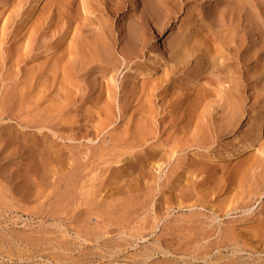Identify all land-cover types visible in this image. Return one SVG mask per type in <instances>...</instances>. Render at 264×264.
<instances>
[{
    "label": "bare ground",
    "instance_id": "6f19581e",
    "mask_svg": "<svg viewBox=\"0 0 264 264\" xmlns=\"http://www.w3.org/2000/svg\"><path fill=\"white\" fill-rule=\"evenodd\" d=\"M260 2H264V0H216L212 8L209 7V4L206 6V2H203V0H140L138 3L132 0H34L31 5L29 0H0V24L2 22V25H0V45L4 47L1 51L4 52V55H1L4 62H1L2 64L0 67V87H4L2 88V92L5 93L6 91V95L2 93V95H0L2 96L0 99V106L1 108L2 106L6 108L7 103L11 105L12 99H17L15 102V111L13 112V114H15L14 119L18 120L20 118L19 123L23 124L24 127L35 126L38 130H45L44 133L40 132L39 137L38 135L35 136L30 134L27 135L28 138H25V134L12 125L0 126V146L2 150L3 144L5 143L6 145L10 142L15 144L21 142V146L26 147L27 150H25L26 155L24 157L28 160V166H24V170L28 167L25 171L28 170L30 176L24 171L23 174L24 176L28 175L29 178H32V182H30L31 180L28 182L27 177L23 178V176L21 179L18 176H14V178L11 179L12 182L19 178L15 184L12 186L9 184L1 186L5 190L2 192L0 191V212H7L11 208L23 210L21 204L23 205L33 200L37 201L40 198L44 199L42 196L45 195L43 194L45 185H50L49 180L58 173V166H60L56 163V157L59 156L60 149L56 146L57 142L52 136H56L61 140L66 138L67 140H79L80 142L81 140L92 142L93 140L99 139L97 143L101 146L100 153H104L105 151L111 152L118 147L124 149V144L127 146L133 145L134 139L142 134L144 135L147 131L151 120L149 112L151 107L147 106L146 103L151 102L150 98L153 96L147 93L149 90L146 92L144 91L143 86L145 80L143 79L139 80V87H137L135 83H121L123 90H125L123 84L125 86L128 85L125 95L128 99L132 97V102H135V105L130 107L133 110L128 113V115L130 114L129 119L119 123L113 129L109 128V126L116 121L117 117L111 112L112 104L110 100H112L113 97L111 96L112 90L108 83L110 82L111 84L114 81L113 76L117 73L121 65L124 68L128 67L131 63L132 56L136 57L137 54L142 52L147 35L145 28L141 26L142 22L146 25L151 23L156 30L163 31L169 23H175L179 20V25L176 27L179 31L175 32L174 39H171V41L167 43L170 55L167 60L162 63L160 61L158 62L165 75H171V73L173 74L175 72L184 73L185 69L188 68V58L190 56L195 59V62L197 61L196 67H199L198 70L195 68L192 73L194 74L196 71L195 73L198 72L200 74V71L203 69L202 73H204V75L206 74V79L203 82L200 81L202 82L201 84L196 85L199 80L196 76L194 77L190 71V77H194L193 80H191L192 83L189 82L187 88L179 89V93H174L175 90L171 93V96H175L179 100L181 106L179 110L172 107L170 108L168 112L171 117L176 116L180 119V124L185 122L191 126L192 122L195 121L199 123L201 121V117H204L202 114L206 112V107L210 104L213 107L219 102L218 112L222 114L219 120L223 121L225 125L234 124L243 114L249 115L250 111L257 108V106H260L258 113L264 118L262 113L264 111V96L258 92L257 87L259 83L256 80L260 79V82H262V79H264V77L259 78L260 75L258 74V67L260 66V60L258 59L264 58V51L260 48L262 47L261 44L257 49L256 41L259 37L256 33L254 34V32H257L254 28L255 23H253L251 19H248L246 13V8H252L253 11L256 12V15L261 17L257 9V5L260 4ZM26 4L27 6H31L28 11L25 10L27 8L25 6ZM138 4H141L142 8L137 14ZM217 4L222 6V9L218 13L216 12ZM23 6H25L24 10L27 13L25 12L26 14L24 13V15H21L22 13H20V10L23 9ZM132 6L134 8H132ZM227 10H229V13L227 12L229 16L228 20L225 19L227 13H224V11ZM183 11L185 12L184 17L177 19V15L181 14ZM243 12L244 18L242 16ZM22 16L24 17L20 19ZM215 16H217V19ZM17 17H20L18 19V24L16 22ZM164 19H166L165 22L163 21ZM212 20L217 22L216 25L212 24ZM244 21L250 23V32H248V29L245 30ZM154 28L148 29L152 31V33L149 34H153ZM257 50L260 52L259 57V52ZM250 51L251 53H248ZM217 60H222V62L219 63ZM256 61H258V66L254 65ZM21 63L25 66L28 65V68L24 67L21 69L19 67ZM154 63L156 64V62ZM15 66L17 69L13 72L12 69ZM153 69L154 67H150L151 71ZM261 69L263 68L261 67ZM145 71L148 75L150 74L147 70ZM139 75L143 76L145 74L139 72L135 77ZM108 76H110L109 79H107ZM252 77L256 79L250 81ZM148 81H151V79ZM223 84H227V87H223L222 90H220L219 86ZM7 85H9L8 87L10 90H5ZM262 86L264 87V80ZM262 94H264V92ZM131 104L133 105V103ZM11 107L12 109L14 108L13 104L10 108ZM167 109L169 108L167 107ZM124 111L127 110L124 109ZM5 113L8 112L5 110L1 111L0 115L3 116ZM251 118L252 116L250 119ZM199 124H201V122ZM256 131H254L252 137L250 136L246 148L252 146L253 140L257 139L262 132V138H258V146L254 148L252 153L250 152L247 154L250 158L251 156L256 157L255 162L257 163L259 149L264 148V122L257 127ZM101 133L102 137L98 138ZM126 135H129L131 138L129 137V139ZM82 146V150L76 153L77 156L72 151H68L64 156L69 162L71 161V167L69 166L70 169L72 168L74 171L77 170L75 171L77 173L84 169L82 160L86 156V150H88L87 148L89 147L85 144H82ZM151 147L153 148V146ZM116 153L118 152H115V154ZM146 156L148 159H151L153 154L148 150ZM2 158L4 159V157ZM100 158H102V156ZM250 158H247L241 163L242 168L250 167ZM148 159L147 161H149ZM137 160H140V158H137ZM255 162L253 161L252 164H256ZM139 166H142V164ZM126 168L128 169V167ZM4 170L6 169H3V171ZM6 171L4 173H6ZM212 171L214 172L213 168L201 166L198 169V174L204 175L207 182H209L213 173ZM222 171L223 169H221L220 175L223 174ZM118 172L117 170L112 171L114 175ZM58 176L59 174L54 177L55 182ZM125 176L124 171H121L119 177L123 179ZM70 178H72L71 175ZM112 178L113 176L111 175L106 177L101 184H103V186L118 185L119 180L110 183L109 180ZM60 179L62 180V178ZM60 179L58 180L60 181ZM67 179L70 180L69 178ZM171 184L175 185L174 181ZM114 191H116V195L118 196L116 197L119 198L117 193H120L121 190L117 189ZM114 191H111L110 194L109 192L105 194H109V197H107L111 198L112 202L113 195L115 194ZM173 191L175 190L173 189ZM45 192L47 191L45 190ZM179 192H183L181 188ZM94 194L95 193H91L92 196L89 194L92 199L94 198L93 196H95V198L98 196ZM60 197H63V195ZM85 197L84 200L86 199ZM94 199L92 202H94ZM107 199H105L106 202L108 201ZM59 200L62 199L59 198ZM83 201L80 202L79 205L83 204ZM56 202L59 203L60 201L57 200ZM85 202L87 204L86 200ZM90 202L88 206L91 204ZM101 202L102 201H98L97 203L101 206ZM129 202H131V200ZM113 203L109 202V204ZM16 204H19V206ZM37 204L39 205L40 202L38 203L37 201L35 206H37ZM25 206H27V204L24 205V207ZM69 206L70 205H68V208ZM199 206L204 207L203 205ZM57 207L58 206H55V209ZM96 207H98V205H96ZM103 207L107 206L103 205ZM120 207L121 206L118 208ZM122 207L120 208L121 210L123 209ZM32 208L28 212L32 211ZM24 209L28 210L27 207ZM53 209L54 207L48 204L47 206H43V208L41 207V209L39 207L40 211H36L39 212L40 215H43V217H51L54 213ZM99 209V207L94 208V206L93 208L85 207L84 209L73 208L72 211H68V216H64L68 217L66 219L70 223L80 225L81 223L84 224L88 219L87 216H90L88 214H92V212L97 213ZM59 210L58 213L62 211V209ZM103 210H105V208H103ZM112 212L111 214H113ZM58 213L55 212V215H58ZM115 213L116 212H114V214ZM33 214L34 212L32 214L30 213V215ZM99 214H97L98 218L101 217ZM101 214L104 213L101 212ZM105 214H107V212ZM105 214L103 215L104 217ZM108 215L111 216L110 214ZM118 216L120 215L116 217ZM102 220H104V218ZM124 221H126V219H124ZM112 223L116 224L114 219ZM33 228L34 227L29 228V231L21 230L22 232L15 230V228L8 231L5 230L3 234H1L2 231L0 232V264H32L29 263V261L32 260L30 257L23 258L19 253V250L25 247H28L25 249L29 250H31V248L35 249L36 247L41 251L51 250V257H53V260L57 263L61 260V254L68 249V246H71L70 242L65 238L68 233H62L60 236L51 238V236L47 237L50 230L48 231L41 226H39L37 230ZM53 231H55V229ZM81 231V228L75 230L77 238H79V233ZM185 231L186 228L184 233ZM231 233H234V229L231 230ZM51 235L53 234L51 233ZM95 235L93 236L94 238ZM228 235L229 233L224 232V237ZM236 235L238 234L236 233ZM83 241L85 242V239H83ZM157 247L159 248L160 245L157 244ZM14 253H17V255ZM36 253L37 252H35V254ZM81 253L86 254V252L83 251ZM82 257L83 256H81V258ZM70 258L72 257L70 256ZM27 259L29 261H27Z\"/></svg>",
    "mask_w": 264,
    "mask_h": 264
},
{
    "label": "rangeland",
    "instance_id": "374dc122",
    "mask_svg": "<svg viewBox=\"0 0 264 264\" xmlns=\"http://www.w3.org/2000/svg\"><path fill=\"white\" fill-rule=\"evenodd\" d=\"M32 1L34 0H29L30 5L32 4ZM132 1L138 3L140 0ZM215 1L216 0H203V2H206V6L209 4V7L212 8ZM25 6L27 7L26 9ZM25 6L20 10V13H22L21 15H24V13L30 9L29 7H31L27 6V4ZM216 7V12H220L222 6L217 4ZM132 8L134 7L132 6ZM141 8L142 5L138 4L137 14L141 11ZM246 9L248 19H251V21L255 23L254 28L257 32H254V34L256 33L259 37L256 41L257 49L261 44L262 47L260 48L264 51V2H260V4L257 5L261 17L256 15V12L253 11L252 8ZM227 12L229 13V10L224 11L225 14ZM228 13L225 17L226 20H228L229 17ZM184 15L185 12L183 11L181 14L177 15V19L184 17ZM242 16L244 18V12ZM23 17L24 16L16 18L17 24L18 19H22ZM215 18L217 19V16H215ZM163 21L165 22L166 19ZM178 21L179 20L175 23H169L163 31L156 30L151 23L146 25L142 22L141 26H143L147 32L145 46L142 49V52L137 54L136 57L132 56L131 63L128 67L124 68L121 65L117 73L113 76V84L111 83V85L110 82L108 83L112 90L111 96L113 97L112 100H110L112 104L111 112L117 117L116 121L109 126V128L113 129L119 123L129 119L130 114L128 115V113L133 110L130 107L135 105V102H132V97L128 99L125 95L128 85L125 86L123 84V87L125 88V90H123L121 83H135L136 86L139 87V80H145L143 86L144 91L146 92L149 90L147 93H150L153 97L150 98L151 102L146 103L147 106L151 107V110L149 111L151 120L144 135L142 134L141 136L136 137L133 141V145L127 146L124 144L125 146L122 145L124 149L118 147L111 152L105 151L104 153H100L101 146L97 143L99 139L93 140L92 142L86 140H81L80 142L79 140L72 141L67 140L66 138L61 140L56 136H52L57 142H55L56 146L60 149L59 156L56 157V163L60 166H58L59 170H57L58 173L55 176L59 174L56 178H62V180L60 179L59 181L57 179L55 182V176L51 177V180H49L50 187L45 185V190L47 192H45V190L43 192V194H45L42 196L44 199L40 198L37 200L38 203L40 202L39 205L37 204V206H35L37 201L33 200L26 202L23 205L19 203L23 207V210L11 208L7 212H0L1 234L5 233V230H12V228H15V230L18 231H29V228L32 227L37 230L39 229V226L46 228L48 231L50 230L47 237L51 236V238L60 236L62 233H68L65 238L70 242L71 246H68V249L61 254V260L58 263L53 260V257H51V250L41 251L36 247L35 249L37 251L34 248H31V250H33L31 251L25 249L28 247L22 248L21 250L23 252L19 250V253L23 258L30 257L32 260L29 261L27 259L29 263L264 264V148H260L257 154L258 164L255 162L256 157L251 156L250 158L247 156L248 153H252L254 148L258 146V138H262V132L257 139L253 140L252 146L246 148L250 136L252 137L254 131L257 130V127L264 122V118L258 113L260 106L252 109L249 115L243 114L240 119L238 118L239 120L230 125H225L223 121L219 120L222 117V114L218 112L219 102L213 107L211 104L206 107V112L202 114L204 117H201V124H199L200 122L197 123L195 121L192 122L191 126L185 122L180 124L181 122L178 117L170 116L168 111L171 107L178 110L181 108L179 100L175 96H171V93L174 90V93H179V89L187 88L189 86L188 83H192L191 80H193L195 76L199 80L196 85L201 84L206 79V74L204 75V73H202L203 69L200 71V74L198 72L195 73L196 71L194 74L192 73L195 68L197 70L199 69V67H196L197 61L195 62V59L192 56L188 58L189 65H187L188 68L185 69L184 73L175 72L173 74L171 73V75H165V73L162 72V67L159 66L158 62L160 61L162 63L167 60L170 55L167 43L170 42L171 39H174V33L179 31V29L176 28L179 25ZM216 23V21L212 20L213 25H216ZM244 24L245 30L248 29V32H250V23L244 21ZM0 25H2V22ZM150 28H154L153 34H149L152 33L151 30H148ZM3 49L4 47H1L0 45V67L4 62L1 56L4 55V52H1ZM248 53H251V51ZM259 56L260 52L258 53V57ZM263 59V57L258 59L260 60V66L262 65L261 67L263 68L261 69L260 66L258 67L259 78L264 77ZM217 61L219 63L222 62V60ZM154 62H156V64ZM257 63L258 61H256L254 65L258 66ZM19 67L21 69L24 67L28 68V65L25 66L21 63L19 64ZM150 67H154V69L151 71ZM16 69L17 67L15 66L12 71L14 72ZM145 70L150 74L148 75ZM190 71L194 75L193 78L189 75ZM139 72H142L145 75L135 77ZM109 78L110 76L107 77V79ZM149 79H151V81H148ZM255 79V77H252L250 78V81ZM256 80L259 83L257 87L258 92L264 96V94H262L264 92V87L262 86L264 79H262V82H260V79ZM227 84L219 86V89L222 90L223 87H227ZM8 86L9 85L5 87V90H10ZM2 88L4 87H0V95L6 93L5 90V93L2 92ZM1 97L2 96H0V99ZM16 101L17 99L15 98L11 101L14 107L13 109L12 107L10 108L12 104L8 105V103V106L5 104L6 108L5 106H2V108L0 106V114L1 111L4 110L9 113H5L3 116L0 115V126L12 125L18 128L20 132H23L25 138H28L27 135L30 134L35 136L38 135L39 137L40 132H45L44 129L38 130L35 126L24 127L23 124L19 123L20 118L18 120L14 119L15 114H13V112L15 111ZM131 103H133V105ZM167 107L169 109H167ZM124 109L127 111H124ZM262 113L264 115V111ZM251 116L252 118L250 119ZM126 136L128 138L130 137L129 135ZM101 137L102 133L98 138ZM20 143L18 142L15 144L10 142L6 145L4 143L3 150L0 146L2 151H0V176L3 175L0 177V179H2L0 180L1 192L5 190L1 187L2 185L9 184L12 186L19 180V178L22 179L24 176L23 171L25 173L27 172L30 176L28 170L25 171L28 167L24 170V166H28V160L24 157L26 155L25 150L27 149L25 146L22 147ZM81 143L88 145L89 147L87 149L89 151L86 150V156L83 155L85 156L84 159L82 156V163L84 164L85 170L83 169L77 173L75 172L77 170L74 171L72 168L70 169L71 161L69 162L64 156L68 151H72L74 154L80 152L83 148ZM151 146H153V148ZM148 150L153 154L151 157L152 160L148 159L146 156ZM115 152H118L116 153L118 155H116ZM101 156L103 159L100 158ZM2 157H4V159ZM137 158H140V160H137ZM247 158H250L251 165L248 168H242L241 163ZM147 159L149 161H147ZM253 161L256 164H252ZM23 163L27 165H24ZM141 164L142 166H139ZM201 166H206L211 169L213 168L214 172L212 171L213 173L209 182H207L204 175L198 174V169ZM126 167H128L130 171ZM3 169L8 170L9 172L6 170L3 171ZM221 169H223L222 175H220ZM113 170H117V172L124 171L126 176L122 179L119 177L120 172L117 174L115 173L114 175V173H112ZM5 171L6 173H4ZM109 174L113 176V178L109 180L110 183L119 180L118 185L103 186V184H101L106 177L110 176ZM28 175H25L23 178L27 177L29 182L32 178H29ZM70 175L73 179L75 177L77 178L73 181V179L70 178ZM14 176H18L19 178L12 182L11 179L14 178ZM173 181L176 186L171 184ZM30 182H32V180ZM115 187L121 190L120 193H117L119 198H117L116 191H114L117 190ZM180 188L183 191L182 193L179 192ZM173 189L175 191H173ZM111 191H114L115 193L112 192L114 194L113 202L116 200L115 203L112 202L111 198H108ZM106 192H109V194L105 195L107 194ZM91 193L98 195L96 198L93 196L95 198H93L94 202H92L93 199L91 196L93 194L91 195ZM59 195H63V197H60ZM83 196H86L85 200L87 201V204ZM59 198L62 200H59ZM105 199L108 201L106 202ZM57 200L60 202H56ZM130 200L131 202H129ZM82 201L83 204L85 203L84 205H86L84 206L81 204L84 208H93L94 206V208L99 207L100 209L97 213L92 212V214H88L90 216H87L88 219L85 221L86 225L85 223H81L80 225L70 223L66 219L68 217L65 216H68V211H72L73 208L84 209L79 205ZM88 201H91L89 206ZM98 201H102L100 203L102 204L101 206L97 203ZM109 202L113 204H109ZM47 203L54 207V213L51 217H43V215H40V213L36 211L39 210V207L41 209V207L43 208V206H47ZM19 204L16 205L19 206ZM26 204L27 206L25 207H27L28 210L24 209V205ZM54 205L58 207L55 209ZM68 205H70L69 208ZM96 205H98V207H96ZM103 205L107 207H103ZM199 205H203L204 207H200ZM119 206H123V209L121 210V207L118 208ZM31 208L34 212L33 215H30V213H33L32 211L28 212ZM103 208H105V210H103ZM59 209H62V211ZM58 210L60 211L59 213ZM110 211H113V214L114 212L116 213L113 215ZM55 212L58 213V215L56 214L58 217L55 215ZM101 212L104 214L107 212L105 217ZM97 214L101 216L99 217L100 219ZM117 215L120 216L116 217ZM94 217L97 218L95 219ZM103 218L104 220H102ZM113 219L116 224L112 223ZM124 219H126V221H124ZM79 228H81L82 231L79 233V238H77L75 230ZM185 228L186 231L184 233ZM54 229L56 232L53 231ZM232 229H234V233H231ZM224 232L229 233V235L224 237ZM51 233L53 235H51ZM236 233L238 235H236ZM94 235L95 238L93 237ZM83 239H85V242ZM157 244L160 245L159 248L157 247ZM81 250L86 252V254L81 253ZM77 251L81 252L78 253ZM35 252L37 253L35 254ZM14 254L17 255V253ZM64 256L67 259L69 257L70 262L69 259L67 260ZM70 256L72 258H70ZM81 256L83 257L81 258ZM81 260L85 261L82 262Z\"/></svg>",
    "mask_w": 264,
    "mask_h": 264
}]
</instances>
